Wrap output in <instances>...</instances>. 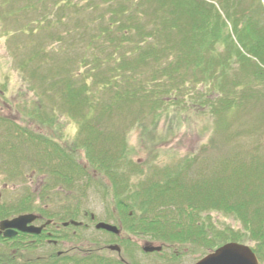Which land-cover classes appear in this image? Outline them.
<instances>
[{
	"label": "trees",
	"instance_id": "obj_1",
	"mask_svg": "<svg viewBox=\"0 0 264 264\" xmlns=\"http://www.w3.org/2000/svg\"><path fill=\"white\" fill-rule=\"evenodd\" d=\"M36 1L44 9L34 21L35 28L49 32L62 26L64 35L54 34V39L62 43L70 37L79 49L78 60L73 65L68 61L65 78L58 79L62 76L59 71L38 76L54 79L53 84L60 87L51 99L67 107L65 113L71 119L79 120L85 138L77 146L89 164L114 183H131L128 177L135 178L133 186L117 189L131 203L129 209L135 210L132 216L139 215L143 230L162 243H201L209 248L251 243L259 263L264 264L262 146L257 142L248 152L233 148L232 154L219 153L223 145L230 146L241 136L264 132H258L254 124L248 130L233 131L223 123L198 152L164 168L153 167L142 180V166L128 161L132 149L126 135L118 128L108 130L102 121L114 113L127 115L131 125L150 137L146 142L155 143L160 138H154L152 132L169 110L175 117L197 111L200 116L215 113L226 118L252 98L253 103H258L256 97H263L264 102V90L262 96L253 95L256 84H264V26L253 7L249 5L241 18L234 20L233 31L238 33L234 41L232 35L223 34L226 23L217 8L204 0ZM238 2L222 0L229 12ZM75 68L76 73L69 71ZM204 107L206 110L200 109ZM40 109L31 116L50 121L51 116ZM263 117L264 111L259 124L264 123ZM20 133L43 147L33 148L36 154H45L49 162L57 160L51 168L53 176L67 183L73 175L83 173L69 154L73 152L70 148L65 150L41 133ZM214 144L218 146L213 148ZM213 149L218 155L211 159L207 150ZM39 160L42 163L43 158ZM42 164L50 165L46 160ZM118 206L124 211L125 205ZM210 214L229 218L233 224H220Z\"/></svg>",
	"mask_w": 264,
	"mask_h": 264
},
{
	"label": "rangeland",
	"instance_id": "obj_2",
	"mask_svg": "<svg viewBox=\"0 0 264 264\" xmlns=\"http://www.w3.org/2000/svg\"><path fill=\"white\" fill-rule=\"evenodd\" d=\"M204 1L217 8L222 20L226 23L223 34L232 35L231 38L234 41L238 34L235 29L233 31L234 20H239L241 15L249 9V5L258 13L264 26V0H239L233 11L230 5L232 12L223 7L222 0ZM42 9L44 7L42 8L36 0H0V199L9 203V207L17 209L24 206V204L18 203L22 199L40 198L41 196L40 199L49 200L81 198L84 199L85 208L93 213L96 212L95 214H101V210H106L107 213L108 211L112 213V210L113 212L115 210L119 215H132L135 210L129 209L131 203L126 195H123L117 188L126 185L133 186L132 182H135V178L132 175L128 177L131 183H114L106 177L105 173L97 171L89 164L83 149L77 146L85 138V133L79 131V120L71 119L65 113L67 107L55 104L51 99L54 90H58L60 87L53 84L54 79L39 78L43 74L54 75L56 74L54 71H59L58 74H62L58 79L65 78L64 71L68 69V61L73 65V62L79 57V49H75L76 44L72 45L75 40L68 37L62 43H57L54 39V34L64 35L65 28L62 26L53 30L48 29L49 32L35 28L34 21L41 16ZM78 44L80 43L78 42ZM253 61L258 62L256 59ZM76 69H69V71L72 70L76 73ZM83 71L85 72V70ZM30 74H34L35 77H31ZM232 77L235 75L233 74ZM38 79L42 80L41 83ZM256 85L253 89H257L254 90L257 92L253 95L259 93L262 96L260 91L264 90V84L257 83ZM256 98L258 103H253L254 99L252 98L243 108H238L241 110L233 109L226 118H222L225 114L217 115L215 113L200 116L196 114L197 111L189 114L181 113L175 117L172 114L173 110H169L159 120L156 132H152L154 138H160L155 143H147L146 141L150 137L141 128L131 125L132 121L127 115L121 116L114 113L102 121L108 126V130L115 131V128H118L120 134L126 135L127 143L132 149L131 154L128 155V161L131 164L139 163L142 166L143 176L141 179L143 180L153 167L164 168L176 160L192 155L195 151L198 152L212 139L213 131L217 127H222L223 123L229 124V127L232 126L231 130L233 131L248 130L254 124L258 132H264V123L259 124L264 111L263 97ZM39 106L44 113L51 116L50 121L31 116L34 111L40 109ZM200 109L206 110V107ZM52 112L55 114L52 115ZM47 124L51 126H45ZM18 130L20 132L26 130L27 133H41L65 150L70 148L73 152H69V154H73L78 166L83 169V173H80L79 176L73 175L72 180L67 183L61 178L53 176L51 168L56 166L57 160L53 159L49 162V158L45 154L42 156L36 154L33 148L40 150L43 147L28 141L27 136ZM247 136L250 134L248 133ZM247 136H241L239 140L229 143L230 146L223 145L219 153L232 154L229 152L233 148L242 153L248 152L258 142L262 146L260 152L264 155V133H257L248 138ZM214 143L218 142L214 141ZM212 146L214 148L218 145ZM153 148L159 151H150ZM207 151L208 155L211 154V159L218 155L215 149ZM38 155H40L39 158H43L42 163L45 164L46 160L50 165L39 163L38 161L41 160L37 158ZM129 168L130 166L125 170L127 173L130 171ZM118 202L125 205L124 211L119 208ZM54 207L58 208V206ZM22 211L24 212L25 209ZM5 212L6 210L0 211V220L5 218ZM135 215L133 216L136 219L132 217L130 222H134L135 230L141 233L137 238L152 242L159 241L152 239L151 233L143 230L140 221H138L139 215ZM210 215L212 219L219 220L220 224L222 222L228 225L233 224L231 219L222 215ZM163 230L166 231V228ZM202 240L203 243L206 242V240ZM201 245V243L189 245L181 241L163 242L161 256L163 258H159V256H141L139 248L142 245L137 244L134 245L135 251L131 256L132 263L195 264L217 248ZM246 245L251 247V243H246ZM0 248H2L1 243Z\"/></svg>",
	"mask_w": 264,
	"mask_h": 264
},
{
	"label": "flooded vegetation",
	"instance_id": "obj_3",
	"mask_svg": "<svg viewBox=\"0 0 264 264\" xmlns=\"http://www.w3.org/2000/svg\"><path fill=\"white\" fill-rule=\"evenodd\" d=\"M18 203L26 206L24 212L14 213L17 209L0 199V211L6 210L0 223L21 215H33L34 220L24 228H40V231L14 230L12 237H5V230H0V264H134L131 256L137 244L142 245L141 256L163 258V243L137 238L141 233L135 230L136 224L130 222L132 217L136 219L131 214L119 215L115 210L95 214L85 208L81 198H31ZM99 224L115 230L98 229ZM145 246L161 249L145 252Z\"/></svg>",
	"mask_w": 264,
	"mask_h": 264
},
{
	"label": "water",
	"instance_id": "obj_4",
	"mask_svg": "<svg viewBox=\"0 0 264 264\" xmlns=\"http://www.w3.org/2000/svg\"><path fill=\"white\" fill-rule=\"evenodd\" d=\"M33 220V215H21L10 221H2L0 230H5V237H12L15 234L14 230L38 233L40 228H24L27 223ZM97 228L109 231L115 230L114 227L105 224H99ZM160 249L161 247L150 248L149 246L143 248L145 252L159 251ZM195 264H258V261L249 246L238 243H226L201 258Z\"/></svg>",
	"mask_w": 264,
	"mask_h": 264
}]
</instances>
